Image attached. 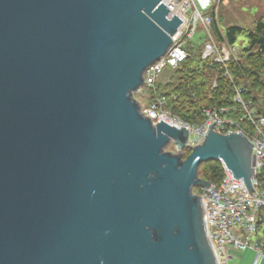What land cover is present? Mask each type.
<instances>
[{"label":"water","instance_id":"95a60500","mask_svg":"<svg viewBox=\"0 0 264 264\" xmlns=\"http://www.w3.org/2000/svg\"><path fill=\"white\" fill-rule=\"evenodd\" d=\"M169 10L0 0V264H220L198 167L220 160L253 191V144L214 121L192 146L142 111L182 24Z\"/></svg>","mask_w":264,"mask_h":264},{"label":"built area","instance_id":"2783aa9c","mask_svg":"<svg viewBox=\"0 0 264 264\" xmlns=\"http://www.w3.org/2000/svg\"><path fill=\"white\" fill-rule=\"evenodd\" d=\"M169 10V17L177 15L182 24L174 37V42L168 52L156 61L145 74V83L140 88V94L146 95L150 89H156V83L163 69L175 68L183 62L189 55L185 48L186 42L191 41L197 29L198 22H202L207 33L211 28V16L204 14L198 6V0H163ZM211 6L221 2V0H207ZM215 7V6H213ZM238 48L227 43L219 46L212 41L205 46L204 58L213 56L215 60L225 63L231 57L237 55ZM235 100L242 104L246 114L240 117L242 121L248 118L252 123V129L245 133L240 125V121L226 115L227 108L205 109L206 119L201 124H190L171 114L166 108V98L156 97L150 105L142 106V111L149 116L156 124L165 121L179 128L185 126L190 133L189 143L194 146L203 142L206 133L213 123L216 131L221 133L243 132L248 136L253 144V154L255 156V172L251 177L253 191H250L243 179L234 177V174L224 166L225 175L218 185L212 184L210 187L201 188L199 195L205 203L206 220L209 235L220 264H229L235 256L248 249H255L258 253V264L264 261V252L254 236L258 232V222L260 211L264 210V116L257 113L255 109H250L242 97L240 90L236 91Z\"/></svg>","mask_w":264,"mask_h":264},{"label":"trees","instance_id":"16d2710c","mask_svg":"<svg viewBox=\"0 0 264 264\" xmlns=\"http://www.w3.org/2000/svg\"><path fill=\"white\" fill-rule=\"evenodd\" d=\"M208 15L211 16L208 34L219 46L224 43L236 46L242 36L247 40L246 45L237 47V55L222 63L213 56L204 58L203 49L200 55H194L191 41H187L188 57L172 69L167 83L157 81L156 89L147 91L148 100L152 102L158 96L165 97L166 108L171 114L190 124L203 123L205 109L225 107L226 115L240 121L243 131L248 133L253 125L247 117L240 120L246 110L235 97L236 91L240 90L249 108L264 116V16L256 20L253 29L231 25L223 30L220 15L216 18L215 7ZM186 149L191 152L190 148ZM198 175L218 185L225 175L224 164L220 160L204 162L198 167ZM256 241L264 252V210L260 211Z\"/></svg>","mask_w":264,"mask_h":264},{"label":"rangeland","instance_id":"374dc122","mask_svg":"<svg viewBox=\"0 0 264 264\" xmlns=\"http://www.w3.org/2000/svg\"><path fill=\"white\" fill-rule=\"evenodd\" d=\"M213 5L215 6V15L218 19V15H220V24L221 28L224 30L228 26L231 25H239L245 28L253 29L255 27V22L260 17L264 16V0H221V2L218 4ZM198 6L201 9V11L204 14H211L213 11V6L208 4L206 8H204L201 5V2L198 0ZM213 39V38H212ZM211 37L207 33V30L202 22H198L196 33L194 37L191 40V46L192 51L194 55H200L202 49H203V55L205 53V46L207 43L212 41ZM247 40L244 36L240 37L236 47H240L242 45H246ZM228 44V43H227ZM205 45V46H204ZM229 45V44H228ZM236 56V55H235ZM172 76V69L170 67H167L163 69V71L160 73L158 81L167 83ZM136 98L141 102L142 106L146 107L150 105L149 95H143L140 93H137ZM165 150L167 151H173L176 152V148L174 144H169L165 147ZM190 152H188V149H183L182 155L183 158H186L187 155H189ZM201 191V187H195L194 192ZM254 239H256V236H254ZM252 250L255 259L251 264H256V261H258V253L255 249H249ZM246 262L242 260L241 256H235L232 260H230L229 264H245Z\"/></svg>","mask_w":264,"mask_h":264},{"label":"crops","instance_id":"0c3cea01","mask_svg":"<svg viewBox=\"0 0 264 264\" xmlns=\"http://www.w3.org/2000/svg\"><path fill=\"white\" fill-rule=\"evenodd\" d=\"M201 2V5L206 8L207 6V0H199ZM242 260H244L246 263L245 264H251L254 259H255V255L253 253L252 250H245L242 254H241ZM258 264H264V261L261 260Z\"/></svg>","mask_w":264,"mask_h":264}]
</instances>
